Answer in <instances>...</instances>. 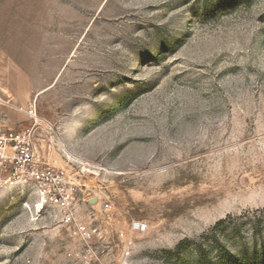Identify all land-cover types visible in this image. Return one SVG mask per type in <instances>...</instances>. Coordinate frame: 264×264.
Wrapping results in <instances>:
<instances>
[{
	"label": "rangeland",
	"instance_id": "rangeland-1",
	"mask_svg": "<svg viewBox=\"0 0 264 264\" xmlns=\"http://www.w3.org/2000/svg\"><path fill=\"white\" fill-rule=\"evenodd\" d=\"M0 130V264L264 263V0H0Z\"/></svg>",
	"mask_w": 264,
	"mask_h": 264
},
{
	"label": "built area",
	"instance_id": "built-area-1",
	"mask_svg": "<svg viewBox=\"0 0 264 264\" xmlns=\"http://www.w3.org/2000/svg\"><path fill=\"white\" fill-rule=\"evenodd\" d=\"M0 171L8 174L6 178L9 182L18 183L22 186L28 185L29 178L35 181V185L40 186V188L46 184L45 178L48 179L49 176L56 185H60L62 182L59 173L53 174L49 169L43 167L42 170L36 168L33 147L27 140V136H22L13 131L4 132L0 130ZM2 182L0 180V185ZM135 228L141 230L143 227L135 225Z\"/></svg>",
	"mask_w": 264,
	"mask_h": 264
},
{
	"label": "trees",
	"instance_id": "trees-1",
	"mask_svg": "<svg viewBox=\"0 0 264 264\" xmlns=\"http://www.w3.org/2000/svg\"><path fill=\"white\" fill-rule=\"evenodd\" d=\"M261 225H262V222L261 221H258L257 223H255V228L257 229H259L260 227H261ZM264 264V263H263Z\"/></svg>",
	"mask_w": 264,
	"mask_h": 264
}]
</instances>
